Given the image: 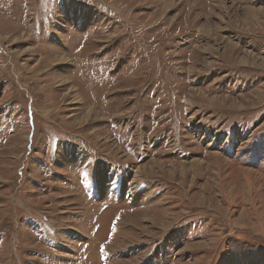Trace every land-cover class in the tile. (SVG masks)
Here are the masks:
<instances>
[{"label":"rangeland","instance_id":"obj_1","mask_svg":"<svg viewBox=\"0 0 264 264\" xmlns=\"http://www.w3.org/2000/svg\"><path fill=\"white\" fill-rule=\"evenodd\" d=\"M0 264H264V0H0Z\"/></svg>","mask_w":264,"mask_h":264},{"label":"bare ground","instance_id":"obj_2","mask_svg":"<svg viewBox=\"0 0 264 264\" xmlns=\"http://www.w3.org/2000/svg\"><path fill=\"white\" fill-rule=\"evenodd\" d=\"M199 38V37H198Z\"/></svg>","mask_w":264,"mask_h":264}]
</instances>
